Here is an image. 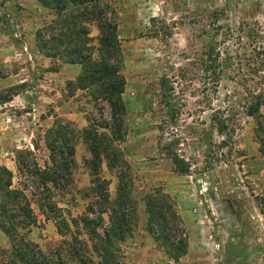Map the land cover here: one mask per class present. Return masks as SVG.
Instances as JSON below:
<instances>
[{
	"label": "rangeland",
	"instance_id": "374dc122",
	"mask_svg": "<svg viewBox=\"0 0 264 264\" xmlns=\"http://www.w3.org/2000/svg\"><path fill=\"white\" fill-rule=\"evenodd\" d=\"M104 1L115 13L121 55V140L111 139L103 99L66 87L80 65L41 48L42 39L57 34L54 12L38 0H0V167L35 217L17 235L43 252L72 237L85 240L84 228L70 218L96 216L84 210L98 197L97 180L109 201L119 193L133 201L122 264H264V157L256 135L257 121L264 129V104L262 119L245 115L246 106L264 98V0ZM87 20L75 26L78 42L96 60L97 30ZM162 79L170 90L162 89ZM57 121L68 129L73 164L58 181L41 182L36 169L50 166L45 139ZM84 129L100 143L96 158ZM99 137L118 151L114 168L106 165ZM167 151L188 165L186 174L175 172ZM154 190L169 198L181 220L175 228L186 252L176 262L148 229L144 196ZM42 197L58 218H44ZM10 248L0 231V251Z\"/></svg>",
	"mask_w": 264,
	"mask_h": 264
},
{
	"label": "trees",
	"instance_id": "16d2710c",
	"mask_svg": "<svg viewBox=\"0 0 264 264\" xmlns=\"http://www.w3.org/2000/svg\"><path fill=\"white\" fill-rule=\"evenodd\" d=\"M38 1L44 8L54 12L56 19L53 28L57 31L54 37L48 36L47 39L40 41L41 48L48 56L60 55L66 63L80 65L78 75L74 80L66 82V87L72 90L88 89L94 99L97 97L103 99L110 112L111 139L121 140L120 129L124 110L119 94L122 91L123 79L119 74L121 55L115 35V13L104 0ZM66 4L71 5L68 11H66ZM88 16L97 30V48H94L97 55L96 60H92L90 54L83 53L84 49L81 41L78 42L80 36L75 27L77 24L89 21ZM164 84L165 79H162L160 81L162 89L170 87L169 84ZM165 99L167 100L166 97ZM262 104H264V98H258L255 103L246 106L245 115L256 120L262 119L263 117L258 114V108ZM168 107L170 118H172L174 109L172 106ZM100 126L109 127L104 121ZM67 130V127L61 126L57 121L50 131L51 135L45 139L50 166L46 167L45 171L36 169L35 176L41 182L58 181L62 173H66L68 167H72L73 149L72 146L67 147L66 145L70 140L66 136ZM82 131L84 138L89 140L88 149L96 158L95 154L100 143L94 141L92 129ZM256 135L259 141V153L264 157V129L259 121H257ZM99 140L108 161L106 165L110 169L114 168L112 167L116 159L114 155L118 154V151L109 148L108 144H103V138L99 137ZM167 155L176 173L183 175L188 172V165L180 157L171 151H167ZM109 156L112 158L111 161ZM118 181L121 183V176L118 177ZM94 182L92 191L96 189L98 197L88 202L84 211L88 214L94 212L96 216L91 219L88 216L70 218V223L75 227L80 224L84 228L87 238L79 241L72 237L70 241H63L55 249L43 252L37 244L25 238L23 234L17 235L18 230L27 231L30 226L34 225L35 217L24 194L21 191L9 189L10 172L0 167V231L11 243L9 251H0V264H122L120 243L129 237L133 228V201L129 194L119 193V191L123 192L120 188H117L119 194L116 198L109 201L100 183L97 180ZM38 202L39 210H46L44 218H58L53 214V211L58 213V209L54 207V204L49 203L47 198L42 197ZM173 206L169 198L159 191L154 190L144 196L148 229L153 235V240L176 262L186 252V241L182 237L181 230L175 228L176 226L181 227L182 224ZM104 214H106V222L103 221ZM59 225H61L60 229L67 227L65 221H61Z\"/></svg>",
	"mask_w": 264,
	"mask_h": 264
}]
</instances>
